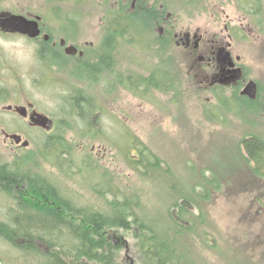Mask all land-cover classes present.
<instances>
[{"label": "rangeland", "instance_id": "1", "mask_svg": "<svg viewBox=\"0 0 264 264\" xmlns=\"http://www.w3.org/2000/svg\"><path fill=\"white\" fill-rule=\"evenodd\" d=\"M116 1L106 5L105 0H9L25 13L40 15L44 34L39 40L0 37V164L35 158L36 173L79 206L97 210L103 208L101 198H113L116 191L119 197L142 198L154 205L155 213L165 212L162 207L172 201L171 193L178 196L205 183L207 190L194 189L210 198L200 205L207 224L194 263L264 264V178L247 162L242 145L253 136L264 143V0H127L132 5L147 1L146 7L157 9L159 17L156 12L152 20L139 22L133 31L138 38L115 40L112 50L119 52L120 65L115 67L120 79L114 81L113 68L112 74H98L104 64H89L105 39L103 18ZM188 32L204 38L206 52L210 46H230L234 57H240L247 81L238 88L210 90L199 73L197 55L181 42ZM43 35L52 36L49 43L56 42L62 52L63 38L70 45L93 46L84 58L85 82L78 78L82 74L52 69L39 59L41 48L48 51ZM129 74L138 81H155L134 85ZM251 81L259 87L254 99L242 95ZM85 93L93 95L98 108L91 120L78 117L71 103L72 97L84 98ZM28 101L54 118L50 130L31 128L28 121L7 112L9 105ZM3 130L21 134L28 146L7 140ZM130 135L170 167L173 177L155 182L140 177L126 161ZM61 137L73 145V154L57 158L54 152ZM49 139L53 146L44 150ZM84 159L86 168L96 167V176L85 171ZM99 173L115 187L92 189ZM15 205L0 194L1 223H12ZM113 241L118 263L137 264L129 236L115 234ZM41 244L25 252L19 247H26V241L1 234L0 264H53L47 255L62 257Z\"/></svg>", "mask_w": 264, "mask_h": 264}, {"label": "trees", "instance_id": "2", "mask_svg": "<svg viewBox=\"0 0 264 264\" xmlns=\"http://www.w3.org/2000/svg\"><path fill=\"white\" fill-rule=\"evenodd\" d=\"M105 1L106 5H110L111 0ZM116 2L103 18L105 39L94 51L101 54L98 56L100 63L103 58L108 60L118 37L124 41L133 40L134 36L138 38V33L133 34V31L139 27V22L145 24L144 20H152L153 13L157 12L154 7H146L147 1H137L135 8H131L132 4L127 0ZM156 14L158 16V12ZM45 48L50 49L48 46ZM40 50L45 51L43 48ZM106 67L111 71L112 67ZM157 71L161 72V69ZM153 79L155 81L152 77L143 80L149 83ZM87 94L84 98L75 95L71 103L78 117L91 120L97 115L98 108L93 95ZM128 137L126 161L135 166L140 177L148 182L158 181L160 177H173V170L158 156H153L137 137ZM52 142L47 140L44 150L51 149ZM57 142L59 150L54 152L57 158L73 154V145L65 138H57ZM242 145L247 162L253 165L256 175L264 178V143L253 136L244 139ZM40 151L43 152V149ZM87 163L84 159L85 171L96 176V167L88 165L86 168ZM35 165V158L0 164V194L13 200L17 211L13 210L12 223L0 222V235L11 236L14 241H26V247H19L23 251L33 252L44 243L62 256L59 258L56 252L55 255H47L46 259L52 258L53 264H74L80 260L84 264H120L113 237L115 234H126L132 239L137 264H195L197 261L194 259L197 257V243L204 242V226L207 224V215L200 205L210 198H202L194 189L207 190V184L197 185L178 196L171 193L172 201L162 207H165V212L155 213L154 205H148L142 198L119 197L116 191L112 192L113 198H101L103 208L97 210L79 206L71 198H66L51 180L34 171ZM99 176L100 180L94 181L92 189L115 187L112 179L105 180L100 173ZM67 259L72 262H67Z\"/></svg>", "mask_w": 264, "mask_h": 264}, {"label": "flooded vegetation", "instance_id": "3", "mask_svg": "<svg viewBox=\"0 0 264 264\" xmlns=\"http://www.w3.org/2000/svg\"><path fill=\"white\" fill-rule=\"evenodd\" d=\"M134 5L135 4L133 2V5H132L133 8H134ZM12 16H23L28 20H35L36 17H41L40 15L33 16L29 13H25L22 8H19V4L17 5V7H14L13 5L9 3V0H0V37L11 36V37H16V38H25L29 40H36V39L39 40L42 34H44V31H43L44 26L42 24V20H43L42 17H41L42 20L40 21L41 34L39 37L35 39H31L19 33H14L12 31L4 30L3 27L1 26V21L6 20ZM161 32L164 33V29H161ZM48 36H49V40H47L48 41L47 43H49L52 40V36L50 35ZM175 38H178V34H175ZM181 42L186 51H188L193 56L197 55L196 60L201 65V67L198 68L199 73L204 76L205 79L203 82H205V84L210 90L231 89L235 87L238 88L239 86L243 85L247 81L245 78L244 70L239 62L240 57H234L233 53L230 51V46H227V45H221V46L219 45L216 47L210 46L206 52L204 50L205 49L204 38L196 32L194 33L188 32L184 34L183 39H181ZM69 46L76 47L77 49L76 54L71 55L67 53L66 49ZM48 47L50 48L48 51L39 50L37 52L40 60L41 59L46 60L45 63H48L52 69L58 68L59 71L61 72H67L70 75H74L77 77L79 76V74H82L83 77L79 76L78 78L83 79L82 82H84V73H83L84 72V58H86L87 55L89 54L87 49H93V46L88 47V44H86L84 48L81 46L70 45L68 44L67 40L63 38L59 42V47L64 49V52H62L61 50H58L56 42H53V43L51 42V44L49 43ZM95 54L96 55L94 56V63L93 64L91 63L89 65H94L99 62L98 56L100 54L98 52ZM116 55H119V52H112L109 54L108 64L106 63V61L104 62L102 61V65L104 64L103 66L104 68L102 67V69H100L98 74H108V72H111L112 74V71H113V74L115 76L113 80L119 81L120 72L116 71V67H119L120 61L118 60ZM57 59H59L61 63L60 62L58 63ZM110 60L113 61L112 66H111L113 68L112 71L108 70V67H106V66H109V64H111ZM105 67L107 69H105ZM238 69L242 70L241 78L235 82L224 84V81L230 80L235 76V73ZM164 76H165V73H164ZM128 77H129L128 81L134 82L133 83L134 85L136 84L135 82H138V80L136 78L134 79V77H132L131 74H129ZM257 88L259 89V87ZM20 110L22 111V113L20 112ZM7 112L11 113L17 119L20 118L24 121H28L29 126L34 129L35 128L45 129L44 127L37 125L36 123L39 120V115L51 120L52 123L54 122V118L49 117L47 116V114L42 113L39 110H37V108H35V105L31 101H28L26 103L23 102V103H18L14 105H9L7 107ZM3 133L7 140L14 141L15 143H17V141L19 140L20 145L24 144L23 137L21 134H18V133L10 134L6 130H3Z\"/></svg>", "mask_w": 264, "mask_h": 264}, {"label": "water", "instance_id": "4", "mask_svg": "<svg viewBox=\"0 0 264 264\" xmlns=\"http://www.w3.org/2000/svg\"><path fill=\"white\" fill-rule=\"evenodd\" d=\"M42 20L41 17H36L35 20H28L23 16H12L6 20L1 21V26L4 30L12 31L14 33H19L21 35L27 36L31 39H35L40 36L41 28H40V21ZM44 39L47 41L49 40L48 35H44ZM64 44V42H63ZM68 54H76L77 49L74 46H69L66 49ZM242 70L238 69L235 73V76L230 79L224 81V84H228L230 82H235L241 78ZM258 88L257 84L254 81H251L245 90L242 92V95L250 96V98H255L257 94ZM22 113V111L20 110ZM37 125L44 127L45 129L50 130L53 126L51 120L47 119L46 117H42L39 115V120L36 122ZM20 141L18 140L17 143ZM24 146H28V142L23 144Z\"/></svg>", "mask_w": 264, "mask_h": 264}]
</instances>
